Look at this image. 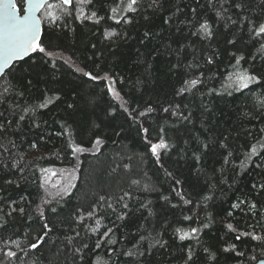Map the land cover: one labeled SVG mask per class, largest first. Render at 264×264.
<instances>
[{"label": "trees", "instance_id": "obj_1", "mask_svg": "<svg viewBox=\"0 0 264 264\" xmlns=\"http://www.w3.org/2000/svg\"><path fill=\"white\" fill-rule=\"evenodd\" d=\"M127 2L73 0L70 8L48 3L52 7L39 15L46 52L15 63L0 78V260L253 264L264 259V241L235 238L242 232L264 236V37L248 31V21H264V0H138L134 12L123 11ZM16 4L20 8L22 0ZM117 6L120 11L112 13ZM93 11L98 23L83 18ZM205 21L211 37L198 31ZM243 70L257 75L259 83L236 90L229 77ZM191 79L199 83H184ZM181 88L188 90L178 94ZM46 99L51 103L39 108ZM148 107L154 111L140 116ZM141 126L148 129V140L163 136L170 146L159 163ZM70 142L88 151L74 157ZM73 168L75 187L69 193L41 187L44 169ZM241 200L245 203L232 208ZM44 223L51 231L32 250ZM191 228L200 231L180 240L177 229L190 233ZM9 250L18 258L4 257Z\"/></svg>", "mask_w": 264, "mask_h": 264}, {"label": "snow or ice", "instance_id": "obj_2", "mask_svg": "<svg viewBox=\"0 0 264 264\" xmlns=\"http://www.w3.org/2000/svg\"><path fill=\"white\" fill-rule=\"evenodd\" d=\"M77 3L79 4H91L92 0H76ZM121 4L124 3V0H120ZM156 3V0H153V4ZM61 4L64 6H68L69 8L73 5V0H61ZM138 4V0H128L125 8L123 11L127 12H134L136 11V5ZM45 6L47 7H52V5H49L47 3V0H22V6L20 8L17 7L16 0H0V77H4L10 74V70H14V62L18 60H23L25 57H29L30 55L36 54V53H45L46 49L44 45L41 42V37H42V29H41V19L36 15V11L43 9ZM233 7L237 9H241L243 5L239 2H233ZM81 16H83V10L81 9ZM120 11L119 6L111 8L112 13H117ZM195 12V9L192 10ZM22 12V14H21ZM219 15V14H218ZM78 19L80 17H77ZM84 19H89L92 20L93 18H96L95 22H99V18L97 17V13L93 11L91 13V16L83 17ZM110 19H115V16L110 17ZM231 19V17H229ZM242 20H248L247 17H242ZM117 23H119V20H116ZM125 22H130L126 20ZM167 22V21H165ZM251 27H249L248 31L250 34H252L253 38H262L264 37V22H253V21H248ZM232 23H237V21L233 20ZM204 34L206 37H211L212 36V31L211 27L208 24L207 21L202 23L200 25L199 30ZM147 35V33L145 34ZM229 43H233V41H229ZM261 48L264 49V45H261ZM51 55V53H48ZM235 55V54H233ZM243 59V57H237L236 58V65L240 64V61ZM208 63H212L211 57L208 59ZM176 67V66H174ZM90 79L96 80L98 79L95 76H92L90 73H85ZM230 81L232 82V86L236 88V90H242L245 88H248L250 84L253 83H259V77L254 74H250L247 70L243 71H237L233 73L229 77ZM27 83L30 85L32 82L31 80L27 81ZM186 85H190L191 87H195L199 81L197 79H191V80H186L184 82ZM187 88H181L179 90L178 94H182L183 92L187 91ZM110 92H114V89L109 88ZM116 97H119V93H115ZM2 102V101H0ZM48 103H51L50 99H46L45 102L40 103L38 105L39 108H45L47 107ZM69 107H72V105H69ZM177 108H179V105H176ZM27 111V109H25ZM127 111V109H125ZM154 111L153 108L148 107L144 112H140V116H144L147 113H151ZM164 112H168L169 108H164ZM175 114V113H173ZM2 115V113H0ZM184 119H188V117H183ZM21 120L24 119L23 116L20 117ZM9 123H11L9 121ZM3 125L0 124V131L3 130ZM142 127V126H141ZM142 131L145 134V142L149 145L148 151L151 152L152 156L156 158L157 163L160 162V153L161 151L166 152L169 149V144L165 141L163 136H161L157 142L153 143L150 140L147 139V133L148 129L142 127ZM264 131V129H262ZM161 132H163V129H161ZM95 145H99L101 143L100 139L97 138L94 141ZM224 146V145H222ZM34 147V145H33ZM69 147L71 148L73 156H77L79 154H82L86 151H88L87 148L80 144H74L72 142L69 143ZM207 147V145H205ZM264 147V145H262ZM257 154V148L255 145L251 147V155H256ZM197 160H199V156L196 157ZM225 162H227V158H225ZM47 175L42 178V184L41 187H44L49 181L50 176L56 175L57 173L53 172L51 169H44L43 170ZM76 171L75 168H73L71 171H67L65 178H64V183L61 188V191L57 192V195H62V194H67L69 193L70 189L75 187V185L72 183V180L75 179L74 172ZM64 175V173H62ZM169 175H171L169 173ZM11 183V181H9ZM177 184L180 183V181H176ZM55 186V185H54ZM255 188L256 185H253ZM261 188H264V185H261ZM127 195V193L125 194ZM123 199V197H121ZM165 199H167L165 197ZM181 199H183V196H181ZM205 199H208V197H205ZM100 200L103 201L104 197H100ZM186 204L190 203V201L185 200L184 201ZM47 203V201H46ZM245 201L241 200L239 203H234L232 205V208L236 209L239 208L241 204H244ZM124 208H128L127 204L123 205ZM109 207L111 205L109 204ZM250 209H255L256 205L251 204ZM20 213L23 214L24 209L21 208ZM53 212L56 211L55 208L52 209ZM41 216H43V212L40 213ZM89 216L93 215V212L88 213ZM229 216L232 215L231 212L228 213ZM83 219V217H81ZM120 219H123V217H120ZM184 219H190V217H184ZM99 223V222H97ZM2 226V225H0ZM204 227H207V224L204 225ZM227 228L230 231H236V229L233 227L231 223L227 225ZM43 229L44 235L39 236L36 238L34 242H32L29 247L32 250L38 249L42 243L44 242L45 237L47 236L48 232L51 231V228L47 223L43 224ZM95 231V229H93ZM112 231L111 228L108 229L107 232L104 233V236H107L110 232ZM200 229L199 228H191L190 233L185 232L182 229H177L178 233H181L179 236L180 240H184L189 237V235H195L199 233ZM79 235V233H77ZM242 236H251V239L256 240V241H264V236H258L253 233H247V232H242L239 235H237L235 238L236 240H240ZM143 239V237H141ZM71 240V238H69ZM110 243L114 241H109ZM84 247L86 248L87 245L85 244ZM96 247H100V242L97 241ZM235 246H233L234 248ZM17 248H19V244H17ZM226 251L228 249H225ZM23 251V249H21ZM79 251V249H77ZM239 254V253H238ZM4 257L11 259V258H18L17 257V252L15 251H6L3 253ZM128 255H131V253H128ZM189 259L192 258L191 252H189ZM255 259V257H253ZM0 264H3V261L0 260ZM260 264H264V260L260 262Z\"/></svg>", "mask_w": 264, "mask_h": 264}, {"label": "rangeland", "instance_id": "obj_3", "mask_svg": "<svg viewBox=\"0 0 264 264\" xmlns=\"http://www.w3.org/2000/svg\"><path fill=\"white\" fill-rule=\"evenodd\" d=\"M109 88L114 89L113 84L109 83ZM110 93L115 99H118L116 97V95H115V93H116L115 89H114V92H110ZM51 170L53 172L57 173V174L50 176L49 181H48V183L45 186H47L50 189H55V190L61 191V188H62L63 183H64V178H65V175H66V172H65L66 169H62V170H60V169H51ZM67 171H71V170L67 169ZM62 173H64V175H62ZM46 175L47 174L45 173L44 177Z\"/></svg>", "mask_w": 264, "mask_h": 264}, {"label": "water", "instance_id": "obj_4", "mask_svg": "<svg viewBox=\"0 0 264 264\" xmlns=\"http://www.w3.org/2000/svg\"><path fill=\"white\" fill-rule=\"evenodd\" d=\"M55 1H59V2H61V0H47V3H50V2H55ZM42 11V9H40V10H37L36 11V15L39 17V15H40V12ZM21 14H22V12H21ZM41 29H42V23H41ZM31 56V55H30ZM29 56V57H30ZM28 57H25L23 60H25V59H27ZM23 60H18V61H15L14 62V64L15 63H18V62H20V61H23ZM1 78V77H0ZM262 260H264V259H261V260H258L257 262H255V263H253V264H260V262L262 261Z\"/></svg>", "mask_w": 264, "mask_h": 264}]
</instances>
